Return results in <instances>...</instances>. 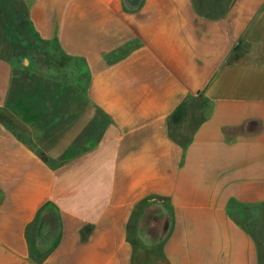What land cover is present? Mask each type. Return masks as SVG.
I'll return each instance as SVG.
<instances>
[{"label": "crops", "instance_id": "1", "mask_svg": "<svg viewBox=\"0 0 264 264\" xmlns=\"http://www.w3.org/2000/svg\"><path fill=\"white\" fill-rule=\"evenodd\" d=\"M19 5L68 118L0 54V264H264V0Z\"/></svg>", "mask_w": 264, "mask_h": 264}, {"label": "rangeland", "instance_id": "2", "mask_svg": "<svg viewBox=\"0 0 264 264\" xmlns=\"http://www.w3.org/2000/svg\"><path fill=\"white\" fill-rule=\"evenodd\" d=\"M23 11L20 9L19 0H0V46L2 48L0 54L4 56L9 55L14 60L23 57L25 53L32 59L42 58L43 63L39 67H36V70L42 73V78L44 79V92L48 91L44 94L43 123L47 127L56 123H63L68 118L65 112V102L63 103L62 99H60V96L66 92V89L63 88V86L65 87V85H67L65 84L67 80L66 75L63 74L67 70L66 63L63 61V57H57L56 55L52 56V52L48 47L46 49L44 48L41 52L37 51V53H35L34 50L28 49H33V47L29 46L30 43L27 42V36L25 34L27 24L26 19L22 17ZM17 33H19V38H17ZM7 37L9 41H6ZM53 58L58 59L59 64H52L51 60ZM259 59L257 53L251 51L250 55L242 60L250 63H257ZM62 71L63 73H60ZM61 80L63 81L62 83H60ZM58 85L59 90L56 91ZM77 86L78 89H80L79 91H81V83L77 84ZM49 88L50 90H48ZM77 103L81 105V98L75 100V106ZM80 116L81 115H76L75 117L79 118ZM61 133L62 132H60V134ZM45 136H47L46 132H44V143L46 144L44 147V156L45 153H47V162L50 159L54 161L57 156H60L59 151L66 149L65 146L61 147L59 145L61 143L65 144L66 142L64 140L61 142L60 140L59 143L57 142L58 144H54L50 142L49 139H46ZM50 144H52V146H50Z\"/></svg>", "mask_w": 264, "mask_h": 264}, {"label": "trees", "instance_id": "3", "mask_svg": "<svg viewBox=\"0 0 264 264\" xmlns=\"http://www.w3.org/2000/svg\"><path fill=\"white\" fill-rule=\"evenodd\" d=\"M254 52L257 53V55L259 56V61L257 63H259L260 66L264 65V44L262 47L254 50ZM243 58H240L239 56H235V58L233 59V61L237 62H242V63H248L247 61L242 60ZM44 161H46V158L44 156Z\"/></svg>", "mask_w": 264, "mask_h": 264}]
</instances>
